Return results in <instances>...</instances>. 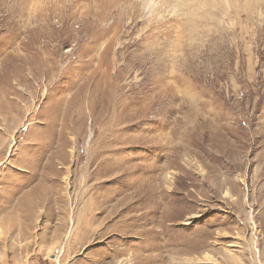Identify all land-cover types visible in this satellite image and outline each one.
Returning <instances> with one entry per match:
<instances>
[{
  "label": "rangeland",
  "instance_id": "1",
  "mask_svg": "<svg viewBox=\"0 0 264 264\" xmlns=\"http://www.w3.org/2000/svg\"><path fill=\"white\" fill-rule=\"evenodd\" d=\"M150 1L0 0V264H264V0Z\"/></svg>",
  "mask_w": 264,
  "mask_h": 264
},
{
  "label": "bare ground",
  "instance_id": "2",
  "mask_svg": "<svg viewBox=\"0 0 264 264\" xmlns=\"http://www.w3.org/2000/svg\"><path fill=\"white\" fill-rule=\"evenodd\" d=\"M149 2H151V1L150 0H143L144 4L145 3L148 4ZM174 2H175L174 4L176 6L185 7L189 10L191 7L205 6L208 2H213V0H174ZM101 168H97L96 170H93L91 174H89V177L91 175L94 176L90 180L95 179V180L100 181L101 178H106L109 180V182H114V183L118 184L120 182V179L127 174V170H128L124 166H119V165H114V164L105 166V168H103V169H101ZM141 181H142V184L140 182V184L137 188L139 190H140V187H142L144 189L149 184L148 179H144ZM91 189L97 190L98 185H96V186L94 185ZM99 189H100V183H99ZM139 190H136V192ZM118 194H121V191H119ZM131 194L132 193L121 195L122 197L119 195V197H116L119 199L116 200L113 205H111L113 212H116V216L119 217V222H118L119 224L125 222L127 220L128 215L130 213H132V211H133V202H132ZM109 201L110 200H108V199H102L99 195V200H97V198H95V203L94 204L92 203V205L90 204L91 206L87 207V210H89L88 211L89 215L93 218L94 215L92 214V212H94V211H95V213L96 212H99V213L103 212L104 213L105 210L109 207L107 205L109 203ZM122 207H124V209H122ZM125 211H127V212H125ZM109 216H110V214H106V216L104 218H107V217L109 218ZM158 222H160V223L162 222L161 217L158 218ZM121 227H123V226H121ZM28 228L29 227H27V226L26 227L22 226L23 233L27 234ZM127 228H129V227H127ZM107 229H108V227H107ZM107 229L106 230L105 229L99 230V237L104 235V232H106V234H107V231H108ZM109 229H111L114 232L119 233L120 235L126 234V231L122 230V228H120L118 224H115L112 227L109 226ZM149 233H150V231H146L144 233L145 237L143 238L144 239L143 242H146L148 244V245L146 244L147 246H141V245L136 246L135 252L131 253V254L129 253L128 255H126V253H125L126 252L125 246L127 244L124 247H119V248L117 247L115 250H113V252L109 256L108 260L99 261V264H165V260L163 257H161L160 255L155 256L156 254L153 255V251H158L162 248V245H161V241L163 240L162 237L157 236L156 237V243L152 244L151 242H148L149 238H146L147 235H149ZM111 241H115V239H111ZM195 249L196 248H192V249L189 248L187 250L191 254V252L196 251ZM178 251H179V249H178ZM180 252H176V255H179ZM178 259L179 258H173L171 262L172 263L178 262ZM188 262H190V264H191V260H189V261L187 260L186 263H188ZM172 263L169 262V264H172ZM180 264H183V263H180Z\"/></svg>",
  "mask_w": 264,
  "mask_h": 264
}]
</instances>
